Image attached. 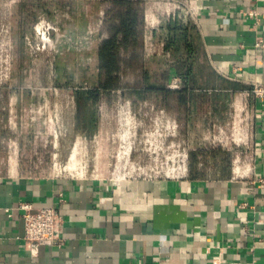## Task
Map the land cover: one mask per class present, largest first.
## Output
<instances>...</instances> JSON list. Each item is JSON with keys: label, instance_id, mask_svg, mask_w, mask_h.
Instances as JSON below:
<instances>
[{"label": "crops", "instance_id": "obj_1", "mask_svg": "<svg viewBox=\"0 0 264 264\" xmlns=\"http://www.w3.org/2000/svg\"><path fill=\"white\" fill-rule=\"evenodd\" d=\"M140 1L147 54L149 18L156 35L166 25L161 18L168 23L170 17L148 5L165 0ZM179 1L195 8L183 25H192L197 33L196 78L202 85L184 113L185 138L190 154L205 155L178 179L116 182L37 174L20 159L23 141L15 132L4 135L19 119L16 101L23 100L11 96L10 108L2 112L5 124H0V144L9 152L0 170V264H264V103L252 94L255 84H264V48L256 47L264 41V0ZM51 3L0 0V24L6 20L14 34L25 32L49 10L63 8ZM66 10L77 11L74 3ZM252 11L255 17L249 16ZM73 25L78 33L79 26ZM99 43L100 36L92 51L94 63L84 65L86 72L78 73L77 80L88 81L91 72L97 82ZM71 66L80 67V62L73 59ZM64 75L74 80V72ZM13 79L31 81L25 73ZM212 138L221 145H211ZM21 204L57 209L62 221L56 243H44L31 253Z\"/></svg>", "mask_w": 264, "mask_h": 264}, {"label": "rangeland", "instance_id": "obj_2", "mask_svg": "<svg viewBox=\"0 0 264 264\" xmlns=\"http://www.w3.org/2000/svg\"><path fill=\"white\" fill-rule=\"evenodd\" d=\"M51 1L63 8L49 10L47 17L36 19L25 32L14 34L6 20L0 24V88L8 92L7 99H2L0 124H5L2 112L10 108L11 96L23 97L14 105L19 109V119L12 124L13 130L8 123L6 129L10 130L0 132V136L11 131L23 141L20 159L27 167L48 176L120 179L173 176L196 166L191 163L185 138L184 111L174 104L164 110L155 100L133 103L120 94L95 105L78 102L77 94L95 85L91 72L88 81L76 76L86 72L84 65L94 63L92 51L99 42L104 1ZM70 2L77 11L66 10L73 5ZM148 3L150 9L168 14L173 21L183 24L191 19L190 5L184 1ZM161 20L167 24V19ZM72 24L79 26L78 33L72 31ZM149 26L148 68L157 74L173 62L165 49V30L153 35L152 27L157 26L151 18ZM73 59L80 62L79 69L71 66ZM73 72L74 80H67L69 76L64 74ZM24 73L31 81H13V76ZM33 95L36 101H30ZM211 145L221 143L215 140ZM7 154V147L0 144V170L5 167Z\"/></svg>", "mask_w": 264, "mask_h": 264}, {"label": "trees", "instance_id": "obj_3", "mask_svg": "<svg viewBox=\"0 0 264 264\" xmlns=\"http://www.w3.org/2000/svg\"><path fill=\"white\" fill-rule=\"evenodd\" d=\"M166 51L172 64L160 73L150 72L146 59V21L140 0H106L97 51V82L77 94L78 102L100 104L120 94L133 103L155 100L164 110L174 104L178 110L189 112L193 91L201 89L197 80L200 54L197 33L192 25L170 21L165 25ZM182 79L178 89L170 87L173 78ZM7 88H0V107L6 100ZM204 152L191 153L194 165ZM192 170V169H191ZM194 170V169H193ZM192 176H194L191 173Z\"/></svg>", "mask_w": 264, "mask_h": 264}, {"label": "built area", "instance_id": "obj_4", "mask_svg": "<svg viewBox=\"0 0 264 264\" xmlns=\"http://www.w3.org/2000/svg\"><path fill=\"white\" fill-rule=\"evenodd\" d=\"M190 9L188 13L192 16L195 13V8L189 3ZM249 16L255 17V12L252 11L249 13ZM264 17V15H263ZM256 47L264 48V41L259 40L256 44ZM1 80V79H0ZM182 81L174 80L171 83L170 87L172 89H178L181 85ZM252 94L254 97L260 99L264 103V84H255L252 89ZM187 170L179 172L177 175L166 176V177H152V176H124L120 179L111 178L116 182H120L126 178H150V179H162V178H183L187 175ZM264 182V179L260 180ZM19 210L21 211V217L24 221L25 228V240L29 243L31 253H36L39 247L46 243L52 244L56 243L55 233L58 229L62 219L59 215V212L55 208H41L35 209L32 204H21L19 206Z\"/></svg>", "mask_w": 264, "mask_h": 264}]
</instances>
